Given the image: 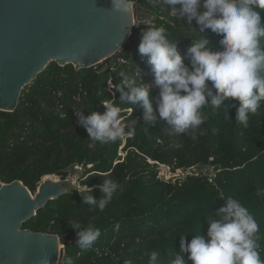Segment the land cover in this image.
<instances>
[{"label":"trees","instance_id":"obj_1","mask_svg":"<svg viewBox=\"0 0 264 264\" xmlns=\"http://www.w3.org/2000/svg\"><path fill=\"white\" fill-rule=\"evenodd\" d=\"M134 2L154 17L152 27L165 28L168 38L178 43L185 63H189L187 48L194 39L206 35L198 31L199 26H189L187 21L179 25L174 18L172 22L161 19V6L167 16L172 9L156 0ZM146 27L133 28L129 42L115 56L114 70H110L108 61L98 65H106L102 73L95 68L75 70L73 65L60 67L52 62L24 88L13 113L0 112L3 183L21 181L35 194L45 176L66 180L72 170L81 167L84 173L80 185L86 188L81 191L83 195L99 199V185L104 179L121 186L104 211L84 205L80 191L75 190L50 201L23 224V229L57 235L64 246L59 264L69 257L73 264H149L152 251L159 253L156 264H170L169 253L179 252L181 236H188L189 243L191 235L200 229L206 236L207 218L226 204V199H220L222 193L225 198L238 199L255 217L258 251L264 260V105L250 115L247 128L236 124L238 101L232 102L236 107L229 109L230 119L223 108L218 113L206 108L208 119L201 127L207 134L196 140L170 134V126L164 121L149 127L145 135L143 109L138 104H121L119 93L115 104L122 108V124L136 129L134 136L102 145L90 141L79 124L75 113L87 116L92 110L100 114L106 111L102 100L113 99L108 82L121 83V72L134 78L137 85L151 72L147 58L138 51ZM221 38L208 30L212 51L222 50ZM137 72L141 77H136ZM150 96L155 109L159 89L150 90ZM130 108L133 111L129 112ZM213 128L219 131L213 133ZM160 166L172 172L199 170L167 182L159 177ZM204 169H211L213 174ZM70 221L99 228L101 236L90 249L81 250ZM184 258L192 264L188 254Z\"/></svg>","mask_w":264,"mask_h":264},{"label":"clouds","instance_id":"obj_2","mask_svg":"<svg viewBox=\"0 0 264 264\" xmlns=\"http://www.w3.org/2000/svg\"><path fill=\"white\" fill-rule=\"evenodd\" d=\"M170 6L171 14L181 19L187 17L189 25L195 20L199 32L206 35L194 39L187 48L189 63L172 42L163 27L148 25L142 34L138 51L147 58L154 74V85L159 89L156 108H153L151 85H137L134 78L121 72L122 82H108L113 99L102 100L106 111L100 114L91 111L75 113L79 124L86 129L90 141L100 144L116 143L136 134L131 125L122 124V108L115 104L116 93L124 105H139L143 109L142 129L145 135L149 127L164 121L170 126V134L198 136L207 134L201 126L208 117L205 109L218 113L223 108L229 118V109L236 107V124L247 128L250 115H255L264 105V0H156ZM113 10L130 14L134 0H112ZM208 30L222 37L221 51H212ZM133 111V109H128ZM133 124L135 121L132 122ZM127 129V130H126ZM213 133L218 132L216 128ZM120 185L112 179H104L99 185V199L83 195V204L104 211L112 201ZM93 192V189H91ZM226 204L207 218V234L201 229L191 235L180 237L179 252L169 253L170 264H187L185 254L192 264H264L258 249L259 225L249 210L236 198L221 193ZM76 230V244L81 250L90 249L101 236L99 228L82 226L70 221ZM149 264H156L159 253L152 251ZM40 264H49L45 255ZM64 264H73L66 258ZM125 264H131L126 261Z\"/></svg>","mask_w":264,"mask_h":264},{"label":"water","instance_id":"obj_3","mask_svg":"<svg viewBox=\"0 0 264 264\" xmlns=\"http://www.w3.org/2000/svg\"><path fill=\"white\" fill-rule=\"evenodd\" d=\"M152 20L137 2L125 14L113 10L112 0H0V112L13 113L24 88L52 62L75 70L106 61L113 66L136 23L148 26ZM50 177L42 179L35 194L21 181L0 180V264H40L45 255L49 264L60 263L64 246L59 237L23 229V224L50 201L86 188Z\"/></svg>","mask_w":264,"mask_h":264},{"label":"rangeland","instance_id":"obj_4","mask_svg":"<svg viewBox=\"0 0 264 264\" xmlns=\"http://www.w3.org/2000/svg\"><path fill=\"white\" fill-rule=\"evenodd\" d=\"M158 15H161L163 17V19H165L166 21L172 22L171 19H178L179 20V25H182V23L184 21H187V17H184L183 19H181L179 16H174L171 13L167 16V14H165V9L161 6L160 7V12H158ZM166 15V16H164ZM154 20V17H153ZM152 20V22H153ZM188 23V22H187ZM196 22L195 20L192 21L191 26L195 25ZM189 25V24H188ZM190 26V25H189ZM136 27H137V23H136ZM95 69H97V71L99 73H102L105 69H106V65H102L101 67H94ZM109 86V85H108ZM121 156L124 157L123 153H120ZM149 163L153 162L151 160H149ZM160 173H159V177L169 181V180H174L176 181L177 179H183L184 177H186L188 174H190L192 172V170L194 172H197L199 169L198 168H193V169H189V170H176L175 172H172L171 168L166 167V166H160ZM204 172L207 174H213V171L211 169H204ZM84 173V169L81 167H76L74 170H72L70 172L69 175V179L72 181L73 185L77 188H79L80 190H83L84 188L80 185V177L81 175ZM52 179H59L56 176H51Z\"/></svg>","mask_w":264,"mask_h":264},{"label":"built area","instance_id":"obj_5","mask_svg":"<svg viewBox=\"0 0 264 264\" xmlns=\"http://www.w3.org/2000/svg\"><path fill=\"white\" fill-rule=\"evenodd\" d=\"M152 19H153V16H152ZM161 19H163V17H161ZM123 62V61H121ZM115 65V64H114ZM114 65L113 66H110V70H114ZM136 77H141V73H136ZM141 81V84L144 82L145 84L147 85H151V89H154L155 88V85H154V74L151 72H148L144 75V79H140ZM109 91H111L112 93V90L109 89ZM131 112V111H129ZM64 116V114H62V117ZM191 174V173H190Z\"/></svg>","mask_w":264,"mask_h":264},{"label":"bare ground","instance_id":"obj_6","mask_svg":"<svg viewBox=\"0 0 264 264\" xmlns=\"http://www.w3.org/2000/svg\"><path fill=\"white\" fill-rule=\"evenodd\" d=\"M50 178H52V177H50Z\"/></svg>","mask_w":264,"mask_h":264},{"label":"flooded vegetation","instance_id":"obj_7","mask_svg":"<svg viewBox=\"0 0 264 264\" xmlns=\"http://www.w3.org/2000/svg\"><path fill=\"white\" fill-rule=\"evenodd\" d=\"M143 10H145V9H143Z\"/></svg>","mask_w":264,"mask_h":264}]
</instances>
